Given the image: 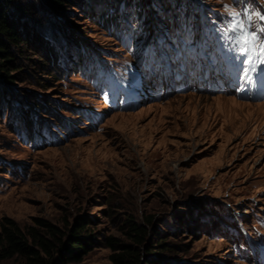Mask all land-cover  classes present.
Instances as JSON below:
<instances>
[{
  "label": "rangeland",
  "instance_id": "rangeland-1",
  "mask_svg": "<svg viewBox=\"0 0 264 264\" xmlns=\"http://www.w3.org/2000/svg\"><path fill=\"white\" fill-rule=\"evenodd\" d=\"M113 6L111 31L97 13ZM222 7L13 0L27 46L23 71L0 76V223L91 217L100 243L71 264H112L105 237L131 243L128 220L147 231L143 262L264 264V99L239 97L211 60ZM44 58L63 80L30 70Z\"/></svg>",
  "mask_w": 264,
  "mask_h": 264
},
{
  "label": "trees",
  "instance_id": "trees-1",
  "mask_svg": "<svg viewBox=\"0 0 264 264\" xmlns=\"http://www.w3.org/2000/svg\"><path fill=\"white\" fill-rule=\"evenodd\" d=\"M62 11L68 0H41ZM118 1V0H117ZM128 4L129 0H121ZM13 0H0V76L10 82L11 71L22 72L19 60L23 58L24 47L27 46L21 29L13 22L9 14V6ZM116 6L112 11H98V24L109 30L119 27L120 15ZM64 12V11H63ZM137 14L138 11L136 10ZM140 16V14H139ZM52 61L41 60L39 73L30 68L37 76L53 75V81L63 80V73ZM37 69V68H36ZM31 123V122H30ZM93 220L89 216H79L64 228L42 218L35 225L21 227L15 220L5 217L0 223V262L19 257L24 264H71L80 261L94 247L99 245L96 233L91 228ZM128 236L131 243H123L112 237H105L108 246L112 247V264H169L159 253L150 256L143 262L141 246L148 251L152 245H144L146 229L134 222L127 221ZM163 244V243H162ZM164 250H169L166 245ZM170 251V250H169Z\"/></svg>",
  "mask_w": 264,
  "mask_h": 264
},
{
  "label": "clouds",
  "instance_id": "clouds-1",
  "mask_svg": "<svg viewBox=\"0 0 264 264\" xmlns=\"http://www.w3.org/2000/svg\"><path fill=\"white\" fill-rule=\"evenodd\" d=\"M217 2L223 5L220 11L225 19L219 23V29L226 47L235 56H243L247 60L255 54L253 45L258 47L261 44V40L252 38L264 34V0H256V4L251 0L248 3L241 0L240 5L231 0Z\"/></svg>",
  "mask_w": 264,
  "mask_h": 264
},
{
  "label": "snow or ice",
  "instance_id": "snow-or-ice-1",
  "mask_svg": "<svg viewBox=\"0 0 264 264\" xmlns=\"http://www.w3.org/2000/svg\"><path fill=\"white\" fill-rule=\"evenodd\" d=\"M252 39L261 40V44L258 47L253 46L255 54L253 56H249L247 60H244L243 64L248 65L250 63H254L256 66H253L251 68L241 67L238 69V71L241 73L240 79L248 84H250L253 81V79L264 77V37L256 36L253 37ZM257 53H259V59L257 61H254L253 57ZM253 72L257 73L256 78L252 76Z\"/></svg>",
  "mask_w": 264,
  "mask_h": 264
}]
</instances>
